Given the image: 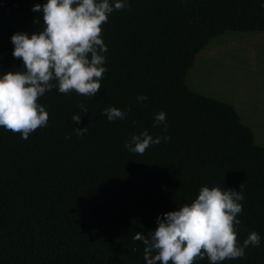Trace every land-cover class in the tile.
Wrapping results in <instances>:
<instances>
[{
    "label": "trees",
    "instance_id": "trees-1",
    "mask_svg": "<svg viewBox=\"0 0 264 264\" xmlns=\"http://www.w3.org/2000/svg\"><path fill=\"white\" fill-rule=\"evenodd\" d=\"M127 2L103 26L107 71L96 96L54 88L38 101L46 127L27 139L0 128V264H146L133 236L154 231L158 216L202 186L241 190L239 240L261 237L223 264H264V103L245 111L234 93L215 89L223 70L264 84V0ZM37 3L46 0H0V76L24 70L10 37L42 30ZM233 49L234 67L224 60ZM79 103L88 112L77 124ZM109 106L125 119L109 121ZM161 111L167 132L153 127ZM84 127L83 136L73 131ZM144 130L170 139L129 152L124 142Z\"/></svg>",
    "mask_w": 264,
    "mask_h": 264
},
{
    "label": "clouds",
    "instance_id": "clouds-1",
    "mask_svg": "<svg viewBox=\"0 0 264 264\" xmlns=\"http://www.w3.org/2000/svg\"><path fill=\"white\" fill-rule=\"evenodd\" d=\"M128 6L127 0H46L43 5L34 4L31 10L42 14L43 27L30 35L18 32L10 37L12 56L22 61L24 70L0 76V128L27 139L38 128L46 127L49 115L38 101L54 88L61 94L74 91L96 96L107 71L103 26L114 10ZM146 100V95L137 96L139 103ZM77 107L82 111L73 114L72 121L79 124L88 109L83 103ZM103 114L114 121L125 119L127 113L109 106ZM159 125L167 132L163 111L154 117L153 127ZM73 131L83 136L87 128ZM169 139L167 135L153 138L144 130L133 134L124 147L143 155L150 146ZM243 199L241 190L202 186L191 203L158 216L154 231L137 232L133 239L143 243L146 264H196L205 257L210 264H223L243 258L245 249L258 247L261 240L255 231L242 244L239 240L237 225L241 221L237 216L243 211Z\"/></svg>",
    "mask_w": 264,
    "mask_h": 264
},
{
    "label": "rangeland",
    "instance_id": "rangeland-1",
    "mask_svg": "<svg viewBox=\"0 0 264 264\" xmlns=\"http://www.w3.org/2000/svg\"><path fill=\"white\" fill-rule=\"evenodd\" d=\"M264 37H260V39ZM259 39V40H260ZM258 39L255 40H249L247 42H243L246 46H249L251 48H253V46L258 43L257 42ZM262 45V42L261 44ZM224 56L223 54L221 55ZM234 59L236 61L239 60V55H235L234 56V49L232 50V52L226 56V58L224 59L225 61H229V63H231V65L234 67ZM222 60V59H221ZM221 60H215L212 62H216L217 65H221ZM219 68V67H218ZM228 70V69H226ZM225 70V71H226ZM224 72V70L222 71ZM222 72L220 73L219 76H217L215 78V89L217 92H223L225 91V93L227 94L228 92H232L234 93V95L238 96L240 100L239 104L240 105H244L242 110L247 111V109L250 106H256V104L254 102H262L264 103V84H263V78H260L258 76V74L256 76H253V74L249 75L252 78H249V76H242L240 77H234V71L232 73V75L230 77H224ZM228 72V71H226ZM260 87L258 89H251V86H256V84ZM220 96H223V94H219ZM248 107V108H247ZM250 109V108H249ZM251 110V109H250Z\"/></svg>",
    "mask_w": 264,
    "mask_h": 264
}]
</instances>
